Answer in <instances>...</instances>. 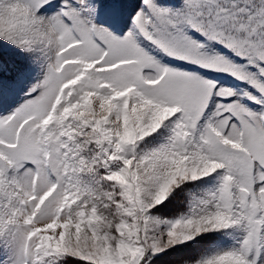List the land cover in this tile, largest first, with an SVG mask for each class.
Instances as JSON below:
<instances>
[{
	"label": "snow or ice",
	"instance_id": "snow-or-ice-1",
	"mask_svg": "<svg viewBox=\"0 0 264 264\" xmlns=\"http://www.w3.org/2000/svg\"><path fill=\"white\" fill-rule=\"evenodd\" d=\"M0 264H264V0H0Z\"/></svg>",
	"mask_w": 264,
	"mask_h": 264
}]
</instances>
